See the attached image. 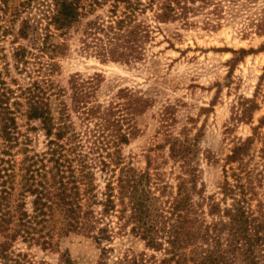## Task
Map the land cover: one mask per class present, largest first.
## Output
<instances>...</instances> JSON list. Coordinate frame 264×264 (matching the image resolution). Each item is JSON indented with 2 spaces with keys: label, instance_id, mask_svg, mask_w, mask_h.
<instances>
[{
  "label": "trees",
  "instance_id": "1",
  "mask_svg": "<svg viewBox=\"0 0 264 264\" xmlns=\"http://www.w3.org/2000/svg\"><path fill=\"white\" fill-rule=\"evenodd\" d=\"M254 3L0 0V264H76L61 252L72 235L103 244L100 264H264V134L255 147L264 115L252 136L237 138L219 159L203 151L201 129L173 132L176 111L168 105L154 150L160 152L141 169L124 148L154 99L123 88L103 103L98 78L76 73L61 81L73 32L84 53L138 64L163 24L190 27L202 18L216 30L234 7ZM259 16L253 26L264 35V11ZM234 53L236 62L247 51ZM261 86L241 99L237 122L253 123ZM201 155L223 162L213 193L203 182ZM127 230L150 253L116 255L111 245ZM34 248L60 254L58 262L37 258Z\"/></svg>",
  "mask_w": 264,
  "mask_h": 264
},
{
  "label": "rangeland",
  "instance_id": "2",
  "mask_svg": "<svg viewBox=\"0 0 264 264\" xmlns=\"http://www.w3.org/2000/svg\"><path fill=\"white\" fill-rule=\"evenodd\" d=\"M251 7L233 8L227 14L219 29H208L195 19V26H183L181 22L163 24L157 44L149 51L145 62L124 64L103 62L93 54L84 53L80 36L71 34L69 52L61 60V81L70 75L80 74L82 78L101 81L98 98L107 103L123 88L141 91L154 99L151 107L140 119L139 135L124 148V154L134 165L144 169L147 156L158 154L155 146L161 142L159 135L160 116L168 105L175 106L177 124L173 132L184 126L202 130L201 147L205 154L223 159L230 152L237 138L253 135L264 115V35L258 34L253 26L264 11V0H255ZM230 7H233L230 5ZM247 9V10H246ZM244 49L245 54L234 51ZM259 84H262L258 104L260 110L254 114L253 123L237 122L242 98H253ZM193 119V123L190 121ZM264 129L259 130L255 147L261 146ZM43 141V138H41ZM164 154H168L165 150ZM201 166L203 182L207 192L213 193L222 178L223 162H207L203 155ZM171 166V165H170ZM170 166H166L170 170ZM115 253H141L146 251L144 242L130 234L129 230L117 234L111 245ZM102 246L85 235H72L61 244V252L68 253L76 264H100ZM37 258L56 263L60 254L31 250Z\"/></svg>",
  "mask_w": 264,
  "mask_h": 264
}]
</instances>
